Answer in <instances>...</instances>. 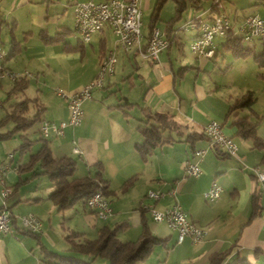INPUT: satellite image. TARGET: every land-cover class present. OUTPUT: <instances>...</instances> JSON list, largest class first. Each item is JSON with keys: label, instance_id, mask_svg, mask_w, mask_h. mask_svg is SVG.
<instances>
[{"label": "crops", "instance_id": "0c3cea01", "mask_svg": "<svg viewBox=\"0 0 264 264\" xmlns=\"http://www.w3.org/2000/svg\"><path fill=\"white\" fill-rule=\"evenodd\" d=\"M76 1L81 0H0L3 66L25 76L27 81L23 91L10 92L12 81L0 80V89L6 94L5 102L0 100V117L9 111L10 105L25 98L34 99L29 115L39 111L38 134H29L26 128L0 140V163L9 164L5 183L14 187L5 199L13 215V231L0 233V264H58L55 258H47L45 251L87 260L90 256L68 250L66 234L75 232L80 240L92 239L102 226H121L117 237L134 241L144 224L162 241L152 245L141 264H205L212 254L219 252L226 254L223 264L238 260L264 264V191L255 198L257 206L253 213V195L260 186L251 171L264 156V149L238 135L234 124L238 117L248 115L253 122L257 121V135L264 140V78L258 76L259 68L253 58L262 50V44L258 40H244L247 43L243 44L253 46L245 57L234 56L228 46L230 36L240 37L236 31L238 21L248 14L260 15L256 9L264 6V0H222L223 8L230 10L232 29L226 36L215 37V54L211 58L197 57L191 52L189 45L196 37V29H182L179 35L176 25L188 8V19L201 16L205 20L216 16L217 9L213 0L189 3L181 17L170 24L174 30L171 40L155 61L144 58L137 47L121 49L108 24L93 34L89 42L81 43L74 31ZM168 1L161 5L155 22L164 36L174 13V3ZM155 2L142 0L141 16L144 10H151V19ZM164 6L169 17L159 28ZM149 19L147 28L141 31L143 46L150 33ZM184 45L192 57L184 52ZM113 49V71L82 100L81 122L65 126L61 134L49 132L46 136L53 156H69L75 161L71 177H94L105 186L112 214L102 219L81 200L58 209L49 197L54 186L47 174L32 176L40 171L39 164L20 173L16 167L26 163L40 147L41 121L57 123L67 117L66 98L57 90L77 91L95 76L100 61ZM220 49L226 52L220 55ZM249 90L255 97L251 106L229 111L234 100ZM151 112L169 115L175 126L164 125L162 134L170 141L143 156L138 145L144 141L142 127L153 122L148 116ZM212 119L219 121L237 144V156L210 144L203 126ZM23 138L31 141L20 150ZM72 139L77 141L80 153L72 150ZM197 149H202V156L193 154ZM5 157L9 160L5 161ZM186 160L197 161L201 174L185 175ZM19 179L22 181L18 182ZM213 180L221 186V193L217 201L208 202L203 193ZM148 190L161 191L162 195L149 198ZM175 202L207 229L200 242L189 238L177 242L174 230L150 217L149 204L163 209ZM28 213L40 222L41 230L36 232L39 240L24 232L19 216ZM56 223L64 229L63 238L50 232ZM93 263L110 264L103 256L94 257Z\"/></svg>", "mask_w": 264, "mask_h": 264}, {"label": "built area", "instance_id": "2783aa9c", "mask_svg": "<svg viewBox=\"0 0 264 264\" xmlns=\"http://www.w3.org/2000/svg\"><path fill=\"white\" fill-rule=\"evenodd\" d=\"M141 1L127 0L128 13V40L129 49L137 47L144 58L149 60H158L159 52L168 46L169 40L157 27H153L149 33L148 41L145 46L141 45ZM217 9V14L211 20H205L201 16L187 19L181 29H196V37L192 40L189 47L192 53L197 57L211 58L215 54L214 39L217 36H226L232 29V18L223 10L222 0H213ZM73 22L74 31L78 37H86L87 42L91 36L99 32V25L108 24L115 34V43H119V1L118 0H81L73 4ZM236 31L240 37L246 41L264 40V18L257 13L248 14L242 17L237 24ZM3 53L0 48V80L8 78L15 81L22 76L3 66ZM116 62L114 49L110 56V63L105 66H98L95 76L83 84L77 91L67 93L58 89L57 93L66 98L68 115L59 122L43 120L40 123L39 131L42 136H47L49 132L61 134L63 128L67 125H77L81 122L83 110L82 100L90 96L91 89L101 86L106 74L113 71ZM203 131L209 139L210 144L222 147L225 152L231 156H237V144L231 136L224 132L222 124L217 120H209L204 126ZM72 150L80 153L77 141L72 139ZM194 155L200 157L203 154L202 149L194 150ZM11 156V154H9ZM9 169L8 163H0V233H11V220L13 215L6 205V197L12 192V187L5 183V175ZM256 181L259 183L261 191H264V167L255 165L251 167ZM202 169L197 161L186 160L184 164L185 175L198 176ZM221 193V186L213 180L207 190H204L203 196L208 202L217 201ZM146 195L149 198L157 199L162 195L161 191L148 190ZM86 206L92 210L99 218H107L112 214L109 202L100 201L96 197L95 191L87 197ZM150 217L155 222H162L168 228L176 232L177 242L189 238L192 242H200L207 233V229L193 221L188 213L178 203L158 209L153 204L147 206ZM22 226L32 232H40L41 226L39 220L32 214H23L19 216Z\"/></svg>", "mask_w": 264, "mask_h": 264}, {"label": "trees", "instance_id": "16d2710c", "mask_svg": "<svg viewBox=\"0 0 264 264\" xmlns=\"http://www.w3.org/2000/svg\"><path fill=\"white\" fill-rule=\"evenodd\" d=\"M165 1L166 0H156L151 15L152 17L149 19L150 31L153 27H155L156 19H158L159 16V9ZM172 1L174 3V13L169 20V26L167 27L166 34L169 42L171 40V33L174 31L170 27V24L181 17L183 11L187 8L189 3L196 4L198 2V0ZM212 5L215 7L214 4ZM194 18H196V16ZM257 40L261 42L262 50L253 55V58L259 68L258 76L264 78V40ZM228 41L230 42L228 46L232 49L234 56L245 57L252 51L253 46L250 44H243L242 37L230 36ZM12 84L10 92H21L26 87L27 81L25 76H20L13 81ZM253 95V91H246L234 100L228 110L237 111V109L242 107H250L255 101V97ZM33 100L25 98L14 105H10L9 111L4 116L0 117V140L12 137L14 133L31 127L39 120V111L29 115V105ZM148 116L153 120V122L148 126L142 127L141 132L143 133L144 141L142 144L138 145V149L141 151L143 156H146L156 146L170 141L169 137H165L162 134L164 125L175 126V124L171 121V117L167 114L151 112ZM234 124L238 135L251 140L254 147L264 149V140H262L256 132L257 121L253 122V120L246 115L238 117ZM7 125H10V128L6 129ZM40 139L42 140V143L38 150L30 154L26 163L18 165L16 167V171L20 173L22 171L32 169L35 164H39L41 168L40 171L33 172L32 176H36L40 173L47 174L54 186L53 190L49 194V197L58 209L69 207L78 200L85 203L87 197L92 192L97 190H100L104 195L106 194L105 186L94 177H71L75 167V161L69 156H53L47 138L41 135ZM30 141L27 140V138H23L18 148L23 150L29 145ZM257 165L264 167V156H262ZM20 181L22 180L19 179L18 182ZM11 187L14 189L13 186ZM260 192L261 189L253 195V213L257 206L255 198H257V195ZM120 227L121 226H115L110 228L108 226H102L98 230L97 236L92 239L83 238L80 240L75 232L66 234L65 238L69 243L68 250L81 255L90 256V259L86 260L75 255H63L45 251L46 257L52 259L55 258L54 262L58 264H94L93 258L96 256L106 257L110 264H141V261H143V259H145L151 252L153 247L152 245L162 241L161 238L154 236L145 224L136 240L121 241L116 234ZM24 230L25 233L32 234L39 240V235L36 232H32L25 228ZM225 256L226 254L224 252L212 254L205 264H223ZM232 264L249 263L246 260H238Z\"/></svg>", "mask_w": 264, "mask_h": 264}, {"label": "rangeland", "instance_id": "374dc122", "mask_svg": "<svg viewBox=\"0 0 264 264\" xmlns=\"http://www.w3.org/2000/svg\"><path fill=\"white\" fill-rule=\"evenodd\" d=\"M169 2H170V4H171V1L169 0L167 3L169 4ZM189 10H191L190 8H188L185 12H184V14H183V19H181L178 23H177V25H176V32L177 33H179V35L183 32L182 31V29L180 28V26H182V24L188 19V18H190L189 17V14H188V12H189ZM223 10H224V12L225 13H227V14H229V12H230V10H229V8H223ZM259 13H260V15H264V6H262V7H259V8H257L256 9ZM150 11L151 10H144L143 11V14H142V16H141V31L142 32H144L145 31V29L147 28V23H148V19H149V14H150ZM169 10H168V8H167V6H164L163 8H162V11H161V20L162 21H160L158 24H159V28H162L163 27V20L164 19H168V17H169V12H168ZM188 14V15H187ZM243 42L246 44L247 42L246 41H244L243 40ZM259 48H260V45L258 46V49L257 50H259ZM184 52L188 55V56H191L192 57V55H190L191 53H190V50H189V48L187 47V46H185L184 45ZM220 51H221V53H220V55L221 54H223V53H225L226 51L224 50H221L220 49ZM256 52H258V51H256ZM227 54H229L230 55V52H227ZM220 58V57H219ZM218 58V59H219ZM215 71H217L218 72V70H215ZM207 73V72H206ZM208 74V73H207ZM222 76V73L217 77V78H220ZM228 76H230L229 74L228 75H226V76H223V79L224 78H226V77H228ZM5 96H6V94H5V90L4 89H0V100L1 101H4L5 102ZM1 114H2V112H1ZM36 129H37V123L35 124V125H33L32 127H30V128H28L27 129V132L30 134H33V131H35L36 132ZM34 132V133H35ZM36 134H38V132H36ZM16 155V154H15ZM16 157H17V155H16ZM18 158V157H17ZM5 159V161H7V160H9V159H7L6 157L4 158ZM44 179H45V177H43ZM46 180V179H45ZM1 200V199H0ZM60 214H62V212H59V215ZM53 221H55V220H53ZM55 223V222H54ZM51 234H53V236H55L56 238H59V235L60 236H62V234H64L65 232H64V229L60 226V224H58V223H56V226H55V228L54 229H52L51 231ZM61 238V237H60ZM62 238H63V236H62ZM61 238V239H62ZM60 239V240H61Z\"/></svg>", "mask_w": 264, "mask_h": 264}, {"label": "bare ground", "instance_id": "6f19581e", "mask_svg": "<svg viewBox=\"0 0 264 264\" xmlns=\"http://www.w3.org/2000/svg\"><path fill=\"white\" fill-rule=\"evenodd\" d=\"M119 1V43L120 48L127 51L129 50V40H128V13H127V0H118ZM104 25H99V31L103 28ZM82 42L87 43L86 37H78ZM110 56H112V50H109L105 57L99 63V66H105L107 63H110ZM96 197L100 198V201L109 202L104 194L100 190L95 191ZM87 202V199L85 203Z\"/></svg>", "mask_w": 264, "mask_h": 264}]
</instances>
